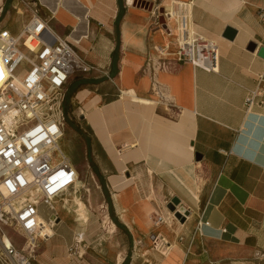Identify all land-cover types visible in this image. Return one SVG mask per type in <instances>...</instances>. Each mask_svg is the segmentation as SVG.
Returning <instances> with one entry per match:
<instances>
[{
  "label": "crops",
  "instance_id": "0c3cea01",
  "mask_svg": "<svg viewBox=\"0 0 264 264\" xmlns=\"http://www.w3.org/2000/svg\"><path fill=\"white\" fill-rule=\"evenodd\" d=\"M173 1L189 5L195 32L219 46L218 73L179 61L176 23L162 15ZM31 5L92 67L88 81L71 80L66 105L77 102L106 155L104 180L126 232L147 223L140 188L153 179L167 205L177 197L190 213L178 227L190 246L184 264H251L264 255V98L247 107L264 76V0H0V30L19 35ZM228 27L237 31L234 40L223 37ZM161 60L169 69H159ZM57 211L35 264H109L116 235L92 220L79 240L74 211ZM13 242L24 245L18 236ZM73 246L80 256L70 254Z\"/></svg>",
  "mask_w": 264,
  "mask_h": 264
},
{
  "label": "built area",
  "instance_id": "2783aa9c",
  "mask_svg": "<svg viewBox=\"0 0 264 264\" xmlns=\"http://www.w3.org/2000/svg\"><path fill=\"white\" fill-rule=\"evenodd\" d=\"M163 18H176L178 58L208 73H218L220 49L192 27L190 6L173 1ZM161 15L158 9V15ZM38 7L19 35L0 31V259L2 264H35L43 236L40 206L48 210L49 229L56 227L57 201L79 191L80 173L61 149L65 137L71 80L90 72L84 59L66 39L49 27ZM53 40H55L53 42ZM170 65L161 60L159 69ZM153 92L164 97L156 88ZM264 98V76L250 93L247 107ZM173 107V103H170ZM35 198V200L33 199ZM161 213V214H160ZM159 223L166 222L162 211ZM170 214L168 221H174ZM209 225V223H206ZM199 231V230H198ZM24 245L18 248L14 237ZM181 240H183L181 238ZM194 240V237L192 241ZM72 255L80 256L75 246Z\"/></svg>",
  "mask_w": 264,
  "mask_h": 264
},
{
  "label": "rangeland",
  "instance_id": "374dc122",
  "mask_svg": "<svg viewBox=\"0 0 264 264\" xmlns=\"http://www.w3.org/2000/svg\"><path fill=\"white\" fill-rule=\"evenodd\" d=\"M30 2L33 4V1ZM34 8L35 5L30 6V10H34ZM90 76L91 71L84 72L76 76L72 82L74 84L77 79H82L83 81L86 79L88 81ZM78 88L82 87L76 88L73 86L74 91ZM67 106L69 112L65 114L66 133L63 145L71 160L78 163L77 168L80 173L81 183L78 184L79 191L77 193L70 192L57 201L56 208L63 209L65 205L66 208H71L80 227L85 228L92 220L98 221L100 229L104 230L106 235H108L109 231V224L106 223L107 219L117 225L119 230L114 232L116 237L114 238L115 243L111 248V256L107 257L108 262L111 259L109 264H184L190 247H187L188 249L185 247L187 240L184 243L181 241L185 231H178L180 221L176 217L173 223L168 221L170 214L173 213L168 209L167 203H165L167 199L163 198L162 194L158 196L154 191L156 182L153 179H150L147 185L140 188L143 197L142 204L144 206L148 204L147 223L142 225V223L137 222L134 230L131 229L132 231L128 230L129 233L126 232L125 226L115 216L113 200L109 195L106 181L104 180L105 175L110 173V165L106 155L99 149L92 133L86 128L81 111L78 110L79 105L77 102H75L74 106L69 103ZM82 128L87 130V132L82 136H76L77 130ZM123 179L125 180L124 176ZM130 184L131 181L121 189L128 187ZM76 199L77 205L75 204ZM126 202L127 199L123 198L120 203L126 206ZM42 210L43 217L47 220L48 210L45 207ZM160 210L166 222L159 223ZM77 211L83 212L88 216L87 223L79 220ZM61 214H63V211ZM162 227H164V230ZM82 245L85 251L89 253L91 248L86 243ZM179 251L180 253L177 255ZM119 258L122 259L121 262H119ZM251 264H264V255H259Z\"/></svg>",
  "mask_w": 264,
  "mask_h": 264
},
{
  "label": "water",
  "instance_id": "95a60500",
  "mask_svg": "<svg viewBox=\"0 0 264 264\" xmlns=\"http://www.w3.org/2000/svg\"><path fill=\"white\" fill-rule=\"evenodd\" d=\"M236 35H237V31L231 27H228L225 30L223 37L228 40H234ZM256 48H257V45L252 43L250 44L249 50L255 51ZM259 56L264 59V48H261L259 50ZM180 203H181L180 199L177 197H174L168 203L167 207L174 214V216L178 219V221H180V223L185 224L187 221V218L190 216V213L188 211H184L183 213L179 211L178 206L180 205Z\"/></svg>",
  "mask_w": 264,
  "mask_h": 264
},
{
  "label": "bare ground",
  "instance_id": "6f19581e",
  "mask_svg": "<svg viewBox=\"0 0 264 264\" xmlns=\"http://www.w3.org/2000/svg\"><path fill=\"white\" fill-rule=\"evenodd\" d=\"M45 2V1H44ZM63 7V6H62ZM168 7H169V12H171V8H170V4L168 5ZM64 8V7H63ZM163 8H165V6L163 7ZM169 21H173V22H176V18H175V16L174 15H172V18L169 20ZM81 22V21H80ZM82 23V22H81ZM79 30H77V32H78ZM178 31H177V28H176V36H177V33ZM84 35V34H83ZM77 36H79V35H77ZM86 37V36H85ZM81 40V39H80ZM177 41V40H176ZM77 42V41H76ZM80 42V41H79ZM78 45V44H77ZM83 49V48H82ZM163 52V51H162ZM133 93V92H132ZM34 200H35V198H33ZM77 203V199H76V201H75V204ZM77 205V204H76ZM179 209V211H181L182 213H183V211L182 210H180V208H178ZM78 212V216H79V220L81 221V222H84V223H87L88 222V216L86 215V214H84L83 212L81 213V212H79V211H77ZM42 223L44 224V227H43V232H42V235L43 236H51V235H49V234H47L46 232H45V228H47L51 233H53L50 229H49V226L46 224V222L42 219ZM106 223L107 224H109V226H108V228H109V234H111V233H114L115 231H116V226H115V224L114 223H112L109 219H107V221H106ZM180 226H184L182 223H180L179 224ZM133 226V225H132ZM87 228V227H86ZM134 229V228H133ZM85 228L84 227H79L78 228V238H79V240H82L83 239V236H85L84 235V232H85ZM86 234V233H85ZM122 260H121V258H119V262H121Z\"/></svg>",
  "mask_w": 264,
  "mask_h": 264
},
{
  "label": "trees",
  "instance_id": "16d2710c",
  "mask_svg": "<svg viewBox=\"0 0 264 264\" xmlns=\"http://www.w3.org/2000/svg\"><path fill=\"white\" fill-rule=\"evenodd\" d=\"M69 110H68V106L66 105V114H68Z\"/></svg>",
  "mask_w": 264,
  "mask_h": 264
}]
</instances>
